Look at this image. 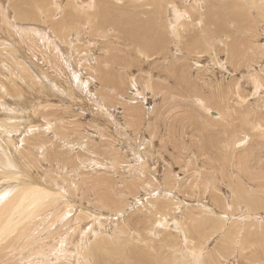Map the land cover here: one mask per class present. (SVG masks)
<instances>
[{
  "label": "rangeland",
  "instance_id": "1",
  "mask_svg": "<svg viewBox=\"0 0 264 264\" xmlns=\"http://www.w3.org/2000/svg\"><path fill=\"white\" fill-rule=\"evenodd\" d=\"M46 1L0 0V150L65 196L14 207L0 263L264 264V0Z\"/></svg>",
  "mask_w": 264,
  "mask_h": 264
},
{
  "label": "bare ground",
  "instance_id": "2",
  "mask_svg": "<svg viewBox=\"0 0 264 264\" xmlns=\"http://www.w3.org/2000/svg\"><path fill=\"white\" fill-rule=\"evenodd\" d=\"M2 1V0H1ZM51 1V0H50ZM55 0H53V2H52V4H53V6H56V9L59 11L60 9H62L63 7H62V3L64 2L63 0H60V2H57V3H55L54 2ZM138 1V0H137ZM81 2H82V4H81V6L82 7H84V9H86L87 7H93V3H94V6L96 5V2H94L93 0H81ZM136 2V1H135ZM40 3H43V2H41L40 1ZM44 3H47V1L45 2V0H44ZM49 3V2H48ZM27 4V3H26ZM49 4H51V3H49ZM201 4V3H200ZM1 5V4H0ZM45 5V4H44ZM47 5V4H46ZM72 6H74V5H77V8L76 9H78V7H79V3H78V0H72V4H71ZM99 5V4H98ZM116 5V4H115ZM118 5V4H117ZM2 6V5H1ZM1 6H0V9L4 12L5 10H4V8L2 7L1 8ZM4 6H5V4H4ZM53 6H50L51 7V9H53L52 7ZM119 6V5H118ZM199 6V5H198ZM100 7V6H99ZM169 8V10L168 11H171V13H172V15H171V19H170V21H171V24L173 25V27H180V26H182L183 25V23H181L182 22V20H181V18H182V15H183V13H184V15H185V12H180L179 10H180V8L175 4V3H171L170 4V6H168ZM252 7H254V6H252ZM259 7V6H258ZM39 9V12L41 11V7H38ZM55 8V7H54ZM88 8V9H89ZM199 8V7H198ZM256 8V7H255ZM254 8V9H255ZM5 9H7V8H5ZM90 9H92V8H90ZM1 10H0V12H1ZM8 10V9H7ZM42 10H45V8L44 9H42ZM263 10V9H262ZM49 11L51 12L52 10H50L49 9ZM48 11V13H50ZM97 11H99V10H97ZM97 11L96 10H93V12L91 13L90 11H88V10H86L85 12H84V14H85V16L87 17V16H90V19L92 18V17H95L96 16V13H97ZM65 12V11H64ZM59 13V12H58ZM63 13V12H62ZM2 14V16H3V14H5V12L4 13H1ZM47 14V13H46ZM60 14V13H59ZM72 14H74L73 12H72ZM78 14V13H77ZM79 15V14H78ZM6 16V15H5ZM92 16V17H91ZM50 17L52 18V19H54V14H50ZM62 17V16H61ZM3 18V17H2ZM4 18H6V17H4ZM3 18V19H4ZM186 18V17H185ZM10 19V18H9ZM5 20V19H4ZM3 20V21H4ZM4 22H6V20L4 21ZM8 24H10L11 22H12V20L10 21V20H8ZM57 22H59V21H57ZM229 22V21H228ZM53 24V23H52ZM57 24H59V26H58V28L59 29H61V30H63V31H61V32H59L61 35H65V33H64V27H62L63 26V23L62 22H59V23H57ZM1 26V25H0ZM9 26V25H8ZM95 26V25H94ZM58 28H56V30L58 31ZM19 29V28H18ZM23 29H25L24 31L25 32H27L28 34L31 32L30 30V32H28V28H23ZM23 29H21V30H23ZM30 29H32V28H30ZM34 29V28H33ZM94 29H97L96 27H94ZM37 30V29H36ZM179 30V29H178ZM33 31V30H32ZM34 31H35V29H34ZM35 32H38V30L37 31H35ZM34 32V33H35ZM46 33V32H45ZM180 33V32H179ZM21 34V36H22V33H20ZM25 34V33H24ZM28 34H26V35H28ZM31 34V33H30ZM29 34V35H30ZM33 34V33H32ZM41 34V33H40ZM36 35V34H35ZM39 35V34H38ZM48 36V35H47ZM50 36V35H49ZM34 37V36H33ZM36 37V36H35ZM42 37V36H41ZM182 36H180V38H181ZM80 38V37H79ZM42 39V38H41ZM47 39V38H46ZM209 39V38H208ZM177 41V40H176ZM63 43V42H62ZM177 45V44H176ZM66 47H68V46H66ZM18 49H19V47H18ZM97 57V56H96ZM24 58L26 59V57L24 56ZM32 62V61H31ZM33 63V62H32ZM105 66H106V64H105ZM223 67V66H222ZM127 68V67H126ZM225 68H227V67H225ZM101 77V76H100ZM257 78H259V77H257ZM261 78V77H260ZM36 87V86H35ZM176 88V87H175ZM36 89V88H35ZM41 91V90H40ZM238 91V90H237ZM236 92V91H235ZM238 93V92H237ZM240 95V94H239ZM200 99V98H199ZM240 99H242V98H240ZM201 100V99H200ZM201 102H202V100H201ZM203 104V103H202ZM201 104V105H202ZM22 107V106H21ZM26 107V106H25ZM206 107V106H205ZM233 111H234V109H233ZM212 113L213 114H217L218 112H216V111H212ZM211 114V113H210ZM217 115H219V113L217 114ZM211 120V119H210ZM249 120V119H248ZM260 125H262V124H260ZM255 126V125H254ZM259 126V125H258ZM264 129V128H263ZM22 136V135H21ZM21 140V139H20ZM238 141V140H237ZM236 144V143H235ZM29 145V144H28ZM21 146V145H20ZM15 147V146H14ZM2 148V147H1ZM0 148V149H1ZM7 148V150H8V147H6ZM5 147H3V149H6ZM18 148V147H17ZM21 148V147H20ZM23 148V147H22ZM27 148H28V146H27ZM2 149V150H3ZM2 150H0V183H8L10 186H12V185H14L16 188H17V192L13 195V196H11V197H8L7 198V194H0V207H2L1 209H0V225H2V228L0 229V234H5L6 232V230H9L10 229V225L12 224L11 222L12 221H10V224L9 223H7L8 221H9V219L10 218H12V215H14L15 214V212H16V210L17 209H15L14 207L17 205H19L20 206V204L22 203V202H27L26 204H28L29 205V207L31 208V209H33L34 211H37L38 209H40L39 207V205L38 204H41L42 203V205H46L47 203H49V202H51V199H53V196H49V195H54V194H56V196L58 195V196H61L60 198H63V196H65V191L64 190H62V189H60V188H58L56 185L57 184H55V182L53 181V179L52 180H50V182H45V179L43 178V177H40V176H38V175H35L34 173H33V166H32V164L34 163V165H35V162L37 161H35L34 159H36L37 157H36V155H35V153L33 152V154H34V156H35V158L33 159V157H32V160L34 161L32 164H30L28 161H26V160H24L25 162L24 163H20L21 161L16 157V155L12 152V150L10 149V151L8 150V152H5L4 153V150H3V152H2ZM16 150V149H15ZM24 150V149H23ZM25 151V150H24ZM32 151V150H31ZM19 152V151H18ZM20 152H22V151H20ZM43 152V151H42ZM30 154V153H29ZM31 154H32V152H31ZM36 154H37V152H36ZM39 154H42L41 153V151H40V153ZM58 155V154H57ZM20 156V155H19ZM32 156V155H31ZM37 156H40V155H37ZM44 156H45V154H44ZM43 156V154H42V157H44ZM41 157V156H40ZM41 157V158H42ZM40 158V159H41ZM24 159V158H23ZM37 159H39V158H37ZM44 159H46V157H44ZM40 162V161H39ZM37 163H38V161H37ZM36 163V164H37ZM41 163V162H40ZM66 163V162H65ZM21 164H23V165H25V167L27 168V170H26V168H24ZM39 164V163H38ZM145 164V163H144ZM255 164V163H254ZM65 165V164H64ZM49 169V168H48ZM33 170V171H32ZM47 171V170H46ZM53 171V170H52ZM56 171V170H55ZM58 172V171H57ZM48 173V172H47ZM58 174V173H57ZM233 174V173H232ZM51 177V176H50ZM48 178V177H47ZM47 180V179H46ZM92 180V179H91ZM47 181H49V180H47ZM52 182V183H51ZM54 183V184H53ZM95 184V183H94ZM245 185V184H244ZM232 187V186H231ZM63 189H64V187H62ZM251 188V187H250ZM252 189V188H251ZM248 191V194H247V196H253V193L251 192V190H247ZM43 192V193H42ZM40 193H42L43 195H41V196H45L44 198H43V201H39L38 203H36L37 204V206H39V207H37V206H35L34 207V200L37 198V196H39V194ZM66 193L69 195V193L66 191ZM48 196V197H47ZM236 196V195H235ZM71 197V196H70ZM226 197V196H225ZM256 197V196H255ZM38 198H40V197H38ZM71 198H73V197H71ZM227 198V197H226ZM57 199H59V198H57ZM40 200V199H39ZM60 200V199H59ZM65 200H69V199H65ZM36 201V200H35ZM38 201V200H37ZM41 202V203H40ZM72 202V201H71ZM70 202V203H71ZM11 203H13L14 205L13 206H11L10 208L13 210V208L15 209V210H13V212L11 213V214H9V216H4L5 215V212H6V208H8L9 206V204H11ZM241 203V202H240ZM243 203V202H242ZM245 203V202H244ZM249 203V202H248ZM2 204V205H1ZM24 205L23 206V208H26V206L27 205ZM250 204V203H249ZM12 205V204H11ZM23 205V204H22ZM244 205V204H243ZM8 206V207H7ZM82 206V205H81ZM29 207L27 208V209H29ZM82 207H84V206H82ZM206 207V206H205ZM18 208V207H17ZM21 208V207H20ZM243 208V207H242ZM10 209V210H11ZM26 209V210H27ZM250 209V208H249ZM21 210V209H20ZM42 210V209H41ZM243 210V209H242ZM244 210H245V207H244ZM243 210V211H244ZM28 211V210H27ZM26 211V212H27ZM20 212V211H19ZM96 212V211H95ZM94 212V213H95ZM245 212V211H244ZM249 212V211H248ZM8 213V212H7ZM23 213H24V210H23ZM20 214H22L21 212H20ZM96 214V213H95ZM100 213L98 212V214H96L97 216L99 215ZM261 214V212H257V211H254L253 212V210H252V212H250V213H246V214H244V215H241V217L242 218H244L242 221H241V218H240V222L239 223H243V221H245V217H248V218H250V217H255V218H258L259 217V215ZM17 215V214H16ZM25 215V214H24ZM264 214H262V216H263ZM21 216V215H20ZM96 216V217H97ZM232 216H234V215H232ZM23 217V216H22ZM226 217V216H225ZM231 218V217H230ZM239 218V217H238ZM255 218H254V220H255ZM94 219H96V218H94ZM97 219H98V217H97ZM237 219V218H236ZM251 219V218H250ZM26 220V219H25ZM258 220V219H257ZM262 220V219H261ZM17 223V222H16ZM254 223V222H253ZM23 224V223H22ZM259 224V223H258ZM176 225H178L177 223H176ZM256 225V224H255ZM164 226V225H163ZM186 226V225H185ZM261 226V225H260ZM188 227V226H187ZM244 227H246V226H244ZM173 228V227H172ZM226 228V227H225ZM242 229V228H241ZM246 229V228H245ZM4 231L3 233H2V231ZM243 230H244V228H243ZM246 230H248V229H246ZM13 232H15V230H13ZM241 233H243V232H241ZM147 234V233H146ZM184 235V234H183ZM241 235V234H240ZM239 236V235H238ZM5 237H7V235H3V236H1L0 237V240H4L5 239ZM12 237V236H11ZM191 237V236H190ZM235 237V236H234ZM143 238V237H142ZM242 238V236L239 238V240ZM185 239V238H184ZM245 239L246 238H244V241H245ZM127 241V240H126ZM185 241V240H184ZM196 241V240H195ZM241 241H242V239H241ZM244 241H242V243L244 244V246H245V243H244ZM99 242V244L101 245L102 244V240H99L98 241ZM188 242V241H187ZM239 242V241H238ZM161 243V242H160ZM12 245V243L10 244V245H8L6 248L7 249H9L10 248V246ZM26 244H24V246H25ZM243 247V246H242ZM246 247V246H245ZM244 247V248H245ZM24 248V247H23ZM190 250H192V248L190 247L189 248ZM202 249H204V247H202ZM195 251V250H194ZM245 251V250H244ZM198 253V252H197ZM195 253H193V255H194ZM199 254V253H198ZM6 257V256H5ZM199 257V256H198ZM50 258V257H49ZM196 258V260H195V263L194 264H199L201 261H203L201 258H197V257H195ZM44 258H42V260H43ZM78 259V258H77ZM49 260L50 259H46V261L44 262V261H42V262H39V263H45L46 264V262H49ZM247 261V260H246ZM3 262V261H2ZM91 262V261H90ZM5 263V262H4ZM4 263H2V264H4ZM30 263V262H29ZM1 264V263H0ZM186 264V263H185Z\"/></svg>",
  "mask_w": 264,
  "mask_h": 264
}]
</instances>
